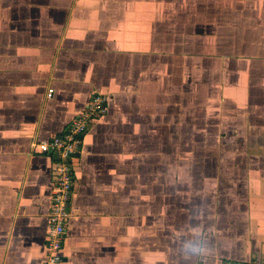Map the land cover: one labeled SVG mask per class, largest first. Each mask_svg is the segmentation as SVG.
I'll return each mask as SVG.
<instances>
[{"label":"crops","instance_id":"1","mask_svg":"<svg viewBox=\"0 0 264 264\" xmlns=\"http://www.w3.org/2000/svg\"><path fill=\"white\" fill-rule=\"evenodd\" d=\"M95 95L58 264H264V0H0V264L44 263L34 144Z\"/></svg>","mask_w":264,"mask_h":264},{"label":"built area","instance_id":"2","mask_svg":"<svg viewBox=\"0 0 264 264\" xmlns=\"http://www.w3.org/2000/svg\"><path fill=\"white\" fill-rule=\"evenodd\" d=\"M107 110V98L95 95L84 110L61 134L39 140L34 148L41 154L55 155L51 209L48 215L47 254L43 264H58L62 261V246L66 225L70 217L72 195L71 161L81 148L82 136L91 121Z\"/></svg>","mask_w":264,"mask_h":264},{"label":"clouds","instance_id":"3","mask_svg":"<svg viewBox=\"0 0 264 264\" xmlns=\"http://www.w3.org/2000/svg\"><path fill=\"white\" fill-rule=\"evenodd\" d=\"M203 251L201 247V240L198 235H194L188 238H181L180 252L182 255L188 257H197Z\"/></svg>","mask_w":264,"mask_h":264}]
</instances>
